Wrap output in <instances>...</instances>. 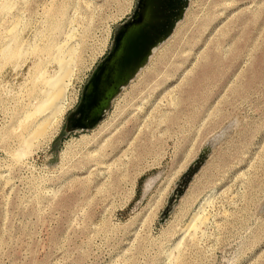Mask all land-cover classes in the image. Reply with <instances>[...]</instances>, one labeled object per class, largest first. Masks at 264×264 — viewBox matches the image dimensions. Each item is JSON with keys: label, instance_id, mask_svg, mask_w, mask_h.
<instances>
[{"label": "rangeland", "instance_id": "obj_1", "mask_svg": "<svg viewBox=\"0 0 264 264\" xmlns=\"http://www.w3.org/2000/svg\"><path fill=\"white\" fill-rule=\"evenodd\" d=\"M8 2L0 48L16 33L25 54L0 62V264H264V0H187L97 124L74 132L65 118L137 0ZM50 42L74 49L62 110L16 159L46 89L35 66L60 75L39 53Z\"/></svg>", "mask_w": 264, "mask_h": 264}, {"label": "water", "instance_id": "obj_2", "mask_svg": "<svg viewBox=\"0 0 264 264\" xmlns=\"http://www.w3.org/2000/svg\"><path fill=\"white\" fill-rule=\"evenodd\" d=\"M187 0H183L174 17L176 21ZM145 0H137L132 14L114 29L108 52L98 61L83 85L81 97L65 118L63 130L74 132L94 127L107 109L110 100L118 93L147 60V56L173 27V23L159 31V15L150 14ZM216 140L205 143L198 157L180 176L169 197L173 201L185 189L193 173L202 164Z\"/></svg>", "mask_w": 264, "mask_h": 264}, {"label": "bare ground", "instance_id": "obj_3", "mask_svg": "<svg viewBox=\"0 0 264 264\" xmlns=\"http://www.w3.org/2000/svg\"><path fill=\"white\" fill-rule=\"evenodd\" d=\"M8 1L9 0H3V2L0 5L1 9L4 12L7 9L10 10L9 7L11 5ZM12 21H13V23H12L11 29L15 30L14 27H16L15 25H17V24H16L15 19H13ZM57 25L59 28L60 27L59 22ZM54 26H55V24H54ZM12 33L13 32L8 34V36L11 35ZM15 35H16V33H13V35L10 37V39L5 44L3 43V45L1 46V48H0V62L4 59H7L9 61L12 58H17L18 56L19 57L24 56L25 51L20 46H17L13 42ZM54 37H55V35H54ZM50 43L39 48L40 52L39 51L38 52L41 53V51H43V53H44V51H46L45 54H48V57H51V59H53V60L55 59L58 61L57 64L59 67L60 75H55V74L46 75L44 73V71L41 69L42 66H40V63H41L40 61L35 66L36 68L34 70L32 81H33V83H36V85L39 83V85L46 87V89L40 88L41 98L39 100H36V103L34 105L31 104L32 105L30 107L31 109L24 114L22 122L20 124H18V126H17L20 129V133H19L18 137L21 140V148H20L21 150L19 151V153H17L16 159L18 157H20L21 155H23V153H26L29 150L30 144H32L30 142V140L32 138H35L37 135H39L41 133V130H38L36 126L37 125L46 126L62 110L61 109L62 108V106H61L62 100L61 99H62V96L64 93V87H65L64 81L67 79V77H69L68 72L71 71V70H69L68 67H69V63H70L69 60L72 56L74 49H73V46H71V45H69V47H65V49H64L62 46L56 45L55 44L56 42L51 43V44ZM63 45H65V44H63ZM33 48H31V49H33ZM35 54H36V52H35ZM1 65H2V63H1ZM64 71H66V72H64ZM204 202H202L201 204H203ZM202 218H204V217H202Z\"/></svg>", "mask_w": 264, "mask_h": 264}, {"label": "flooded vegetation", "instance_id": "obj_4", "mask_svg": "<svg viewBox=\"0 0 264 264\" xmlns=\"http://www.w3.org/2000/svg\"><path fill=\"white\" fill-rule=\"evenodd\" d=\"M146 1V5L147 6H149L148 7V12L150 13V14H155V15H159V13H160V16H159V18H155V20L156 21H158V19H159V22L161 21V23H160V28H159V31L160 30H162V29H165V28H167L168 26H169V24L170 23H175V21H174V17H175V15H176V13L178 12V7L182 4V1L181 0H145ZM136 5V4H135ZM134 9H135V7H134ZM133 9V10H134ZM153 10V11H152ZM133 12V11H132ZM132 12H131V14H132ZM130 14V15H131ZM168 17V18H167ZM117 28V27H116ZM110 44H111V42H110ZM156 46V45H155ZM109 47H110V45H109ZM108 50H109V48H108ZM108 52V51H107ZM106 52V53H107ZM149 56V55H148ZM148 56H147V58H148ZM104 57V56H103ZM102 57V58H103ZM101 58V59H102ZM100 59V60H101ZM99 60V61H100ZM94 69V68H93ZM92 69V70H93ZM92 72V71H91ZM136 73V72H135ZM91 74V73H90ZM90 76V75H89ZM89 76H88V78H89ZM133 77V76H132ZM131 77V78H132ZM88 78L86 79V81L88 80ZM130 78V79H131ZM129 79V80H130ZM86 81L83 83V85L86 83ZM129 82V81H128ZM127 82V83H128ZM126 83V84H127ZM83 85H82V87H81V91H80V97H81V93H82V90H83ZM124 86V85H123ZM121 89V88H120ZM119 89V90H120ZM80 99V98H79ZM111 101V100H110ZM71 111H73V110H71ZM70 111V112H71ZM69 112V113H70ZM69 113L67 114V116L69 115ZM66 116V117H67Z\"/></svg>", "mask_w": 264, "mask_h": 264}]
</instances>
